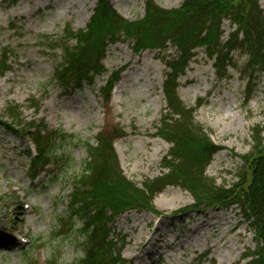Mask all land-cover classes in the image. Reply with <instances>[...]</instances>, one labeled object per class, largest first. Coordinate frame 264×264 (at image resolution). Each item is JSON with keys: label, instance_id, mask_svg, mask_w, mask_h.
<instances>
[{"label": "rangeland", "instance_id": "1", "mask_svg": "<svg viewBox=\"0 0 264 264\" xmlns=\"http://www.w3.org/2000/svg\"><path fill=\"white\" fill-rule=\"evenodd\" d=\"M99 1L102 0H0V48L9 53L5 64L10 67L7 71L0 54V264H19V254L28 245L21 243L18 236H31L45 223L39 209L26 207L33 195L47 191L69 166H84L88 159L86 147L95 146L101 132L118 131L122 136L115 150L125 177L138 189L161 175L163 159L171 145L157 130L162 113L168 109L169 89L174 85H179L177 97L186 107L195 108L203 102L197 109L196 121L221 148L206 173L218 185L231 187L241 182L243 158L252 150V130L256 126L264 128V74L257 78L256 85L247 87V58L243 52L235 53L236 67L220 80L214 61L203 49L182 70L184 58L175 50H137L134 42L125 41L108 48L104 61L107 72L94 86L74 94L63 92L54 82V72L62 58L60 47H66L64 42L71 37L69 30H88ZM105 1L127 21L138 22L145 16L147 0ZM154 1L173 10L185 0ZM259 2L264 10V0ZM235 30L228 20L223 21L224 38ZM169 53L173 55L169 57ZM169 64L175 70L180 68L177 82L174 73L169 78ZM117 80L107 104L103 100L107 88ZM34 127L62 129L74 139L66 155L56 160L60 169L48 172L35 183L29 178L28 154L34 150ZM74 185L68 188L66 205L50 200L48 209L68 213ZM112 196L123 211L115 228L126 239L121 258L128 264H251L249 256L258 249L255 230L236 205H215L197 211L189 192L170 186L156 196L150 211L125 212L123 204L127 199L122 191L114 190ZM213 215L223 221L217 234L205 228L193 233L200 222ZM157 225L169 243L178 239L171 248L157 241ZM186 236L190 237L181 242ZM140 254V259H135ZM50 262L56 264L37 251L31 264Z\"/></svg>", "mask_w": 264, "mask_h": 264}, {"label": "trees", "instance_id": "2", "mask_svg": "<svg viewBox=\"0 0 264 264\" xmlns=\"http://www.w3.org/2000/svg\"><path fill=\"white\" fill-rule=\"evenodd\" d=\"M224 20L236 28L227 38L222 31ZM68 33L71 37L65 40L66 47H60L63 40L58 43L62 58L54 72L56 86L66 92L94 86L97 78L107 72L104 60L108 48L125 41L134 42L137 50L164 53L175 50L184 58L182 70H186L198 50L203 49L214 61L220 80L226 79L228 70L236 67L233 64L235 53L243 52L247 58L244 69L247 87L256 85L257 78L264 74V10L259 0H185L179 9L173 10L147 0L145 16L138 22L125 20L102 0L94 10L87 31L69 30ZM2 54L8 69L7 53L2 51ZM172 55L169 53V57ZM168 69L169 78L174 73L177 82L181 77L180 68L175 70L169 64ZM113 86V83L109 85L104 96L107 104ZM178 89V84L169 89L168 109L162 113L157 130L171 145L170 151L163 159L161 175L148 181L144 189L131 183L121 169L114 149L115 141L122 137L118 131L101 132L95 146L87 145L85 170L73 186L68 208L69 216L82 218L88 231L86 254L80 264H125L121 251L126 239L116 233L114 225V217L122 210L112 191H122L127 199L123 204L126 211L151 210L156 196L170 186L189 192L196 209L238 206L258 238V249L249 256L251 264H264V128L256 126L252 130V150L243 158L241 182L231 187L218 185L206 173L221 148L211 141L210 132L196 121L197 109L203 102H198L195 108L186 107L177 97ZM73 140L72 135L62 129L44 134L38 131L34 136L37 155L31 159V177H38L50 167L58 168L56 160L66 155L68 144Z\"/></svg>", "mask_w": 264, "mask_h": 264}, {"label": "clouds", "instance_id": "3", "mask_svg": "<svg viewBox=\"0 0 264 264\" xmlns=\"http://www.w3.org/2000/svg\"><path fill=\"white\" fill-rule=\"evenodd\" d=\"M84 170L82 164L69 166L47 191L35 193L31 204L26 205L39 209L45 217V223L35 229L31 236H18L21 243L28 245L19 254V264H31L37 251L46 260L56 261V264H80L85 257L84 246L88 238L85 221L76 215L69 216L57 209H48L50 200L67 204L68 188L80 178Z\"/></svg>", "mask_w": 264, "mask_h": 264}, {"label": "bare ground", "instance_id": "4", "mask_svg": "<svg viewBox=\"0 0 264 264\" xmlns=\"http://www.w3.org/2000/svg\"><path fill=\"white\" fill-rule=\"evenodd\" d=\"M222 222L223 221H220L219 220V216H217V215H213V216H211V218H210V220H208V221H202V222H200V227H199V229H197V228H195V229H193V233H196L198 230H200L201 228H205V229H211V230H213L214 231V233L215 234H217L218 233V227H219V225H221L222 224ZM148 224L150 225V224H152V222L151 221H149L148 222ZM154 234H157V236H159V238L157 239V241H160V242H166V245H167V247L168 248H171L173 245H175L176 243H177V241H178V239H176L174 242H172V243H169L170 241H169V239L166 237V234H165V232H164V230L162 229V227L160 226V225H157L156 226V228H155V231H154ZM153 234V235H154ZM180 237V236H179ZM190 236H186L185 237V239H182L181 240V242L183 241V240H186V239H188ZM161 238V239H160ZM178 238V237H177ZM152 238L150 237L149 238V240H151ZM180 242V243H181ZM140 257H141V254L140 255H138V256H136V258L135 259H140Z\"/></svg>", "mask_w": 264, "mask_h": 264}]
</instances>
